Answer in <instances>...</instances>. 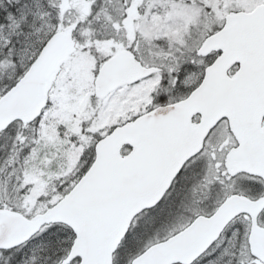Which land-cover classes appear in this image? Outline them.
I'll list each match as a JSON object with an SVG mask.
<instances>
[{
	"label": "snow or ice",
	"instance_id": "obj_1",
	"mask_svg": "<svg viewBox=\"0 0 264 264\" xmlns=\"http://www.w3.org/2000/svg\"><path fill=\"white\" fill-rule=\"evenodd\" d=\"M0 264H264V0H0Z\"/></svg>",
	"mask_w": 264,
	"mask_h": 264
}]
</instances>
